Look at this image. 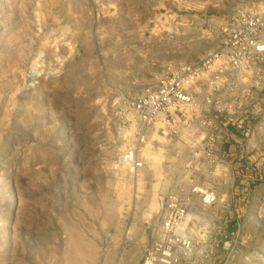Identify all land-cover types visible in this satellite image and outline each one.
<instances>
[{"label": "rangeland", "instance_id": "rangeland-1", "mask_svg": "<svg viewBox=\"0 0 264 264\" xmlns=\"http://www.w3.org/2000/svg\"><path fill=\"white\" fill-rule=\"evenodd\" d=\"M263 6L0 0V264H117L120 254L106 252L111 237L125 248L150 242L158 217L148 219L162 201L140 179L148 147L137 156V176L118 164L134 134L127 103L215 49L221 18ZM35 62L41 79L31 74ZM30 76L38 80L33 88ZM260 84L251 96H260ZM244 115L235 124L255 125L248 149L261 172L264 110ZM253 184L238 222L251 225L238 237L248 247L242 263L264 264V175Z\"/></svg>", "mask_w": 264, "mask_h": 264}, {"label": "built area", "instance_id": "built-area-1", "mask_svg": "<svg viewBox=\"0 0 264 264\" xmlns=\"http://www.w3.org/2000/svg\"><path fill=\"white\" fill-rule=\"evenodd\" d=\"M218 30L220 40L215 49L195 63L158 77L140 96L127 103L134 116V134L125 151L119 155L118 164L124 165L132 176H137L141 166L137 156L148 141V131L159 129L167 135H177L179 132L174 127L171 110L181 114L185 108L193 107L194 94L200 86L205 85L213 94L222 93L229 75L245 83L243 100L251 97L258 80L246 82L245 78L264 57V6L257 11L221 18ZM30 81L28 88L38 83L33 76H30ZM205 102L215 108L218 106L211 99ZM239 109L234 108L231 117L220 123L217 129L210 119H200L198 126L186 124L184 139L194 149L189 160L192 172L199 170L200 159L211 162L213 148L221 139L224 125L236 122L233 116ZM214 200L211 194L203 199L205 205ZM161 201L158 225L152 230L150 244L143 250L141 264H195L198 258L211 252L209 228L202 215L203 210L192 204L190 196L175 192L168 193Z\"/></svg>", "mask_w": 264, "mask_h": 264}, {"label": "crops", "instance_id": "crops-1", "mask_svg": "<svg viewBox=\"0 0 264 264\" xmlns=\"http://www.w3.org/2000/svg\"><path fill=\"white\" fill-rule=\"evenodd\" d=\"M256 79L261 82L260 96L254 94L248 100L242 98L245 83L229 75L226 76V89L222 93H210L202 85L194 94L193 107L185 108L181 114L171 110L174 127L179 132L177 135H167L159 129L148 131L145 148L148 147L149 154L145 157L143 173L140 175L144 185L148 186V194L159 199L170 192L190 196L192 204L203 210L202 215L209 228L211 252L198 258L195 264H227L229 254L233 256L228 264H243L242 251L248 247L244 245L246 240L242 241L238 237V229L241 226L247 228L251 223L238 222L243 216V206L248 205L256 194L253 183L263 178L264 169L254 172L251 168L253 157L248 148L254 142L253 132L256 127L250 122L241 125L225 124L221 139L213 148L211 162L200 159L197 172H192L189 167L194 149L187 145L184 130L188 122L198 126L200 119H210L214 129H217L220 123L223 124L231 117L234 108H240L237 115L243 116L245 113V118L249 117L246 114L250 110H264V57L245 78L246 82ZM206 99L216 101L217 108L207 104ZM237 115L233 118L237 119ZM249 132L251 136L246 140ZM210 194L215 200L205 205L203 199ZM152 215L149 221L158 217L153 211ZM122 240L117 236L111 237L107 255L120 254L117 264H141L142 251L151 241L146 240L125 248ZM107 261L110 264L109 259Z\"/></svg>", "mask_w": 264, "mask_h": 264}, {"label": "bare ground", "instance_id": "bare-ground-1", "mask_svg": "<svg viewBox=\"0 0 264 264\" xmlns=\"http://www.w3.org/2000/svg\"><path fill=\"white\" fill-rule=\"evenodd\" d=\"M31 74L35 77V78H43L44 76V72L39 68L38 63H33L32 68H31Z\"/></svg>", "mask_w": 264, "mask_h": 264}]
</instances>
